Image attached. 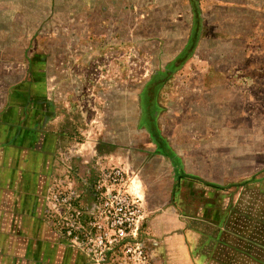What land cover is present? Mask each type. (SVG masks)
I'll return each mask as SVG.
<instances>
[{
	"label": "rangeland",
	"instance_id": "rangeland-1",
	"mask_svg": "<svg viewBox=\"0 0 264 264\" xmlns=\"http://www.w3.org/2000/svg\"><path fill=\"white\" fill-rule=\"evenodd\" d=\"M24 78L0 126L1 213L39 200L62 264L86 257L113 169L147 182V240L176 264L217 204L259 217L264 0H0V87Z\"/></svg>",
	"mask_w": 264,
	"mask_h": 264
},
{
	"label": "crops",
	"instance_id": "crops-1",
	"mask_svg": "<svg viewBox=\"0 0 264 264\" xmlns=\"http://www.w3.org/2000/svg\"><path fill=\"white\" fill-rule=\"evenodd\" d=\"M25 78L10 82L8 86L0 87V126L12 111L14 98L19 94L24 85ZM28 99L27 96L23 97ZM160 158H165L160 156ZM123 171L128 175L127 190L135 198H138L144 208L146 220L144 222V234L148 237L151 225L155 226V220L150 216L155 213L157 207H151L148 203L151 190H147V182L130 175L124 167ZM157 177V176H153ZM161 192L165 198L161 205H166L167 197L173 196V186H167V181L160 175ZM147 178H149L147 176ZM223 190V188H216ZM41 188L33 189L39 195ZM34 197H28L22 207L29 213L17 217H10L1 213L6 207L0 204V264H62L60 235L50 229L43 219V204ZM215 205V203H214ZM259 217L249 214L238 221L236 208L228 206V216L223 212L222 206H214L212 218L203 219V224L190 227L195 233L196 240L187 248V255L191 254L193 260L187 256L185 259H177V264H264V202L261 203ZM217 207V209H216ZM218 210V213L215 212ZM232 211V214H231ZM234 215V216H233ZM255 217V218H253ZM257 218V219H256ZM213 219V220H212ZM211 220V221H209ZM208 222L211 227L205 225ZM146 237V238H147ZM152 243L149 246V243ZM148 253L154 264H176L164 253L156 254V248L160 244L156 241L147 240ZM173 245V242L168 244ZM165 245V242H164ZM171 246V245H170ZM163 251V249H162ZM161 252V251H160ZM183 257L186 250H182ZM63 264H92L88 257L68 253Z\"/></svg>",
	"mask_w": 264,
	"mask_h": 264
},
{
	"label": "built area",
	"instance_id": "built-area-1",
	"mask_svg": "<svg viewBox=\"0 0 264 264\" xmlns=\"http://www.w3.org/2000/svg\"><path fill=\"white\" fill-rule=\"evenodd\" d=\"M96 213L85 222L86 256L92 264H154L144 234L146 215L127 190L120 169L111 170L99 187Z\"/></svg>",
	"mask_w": 264,
	"mask_h": 264
},
{
	"label": "trees",
	"instance_id": "trees-1",
	"mask_svg": "<svg viewBox=\"0 0 264 264\" xmlns=\"http://www.w3.org/2000/svg\"><path fill=\"white\" fill-rule=\"evenodd\" d=\"M215 188H218L217 186H214Z\"/></svg>",
	"mask_w": 264,
	"mask_h": 264
},
{
	"label": "bare ground",
	"instance_id": "bare-ground-1",
	"mask_svg": "<svg viewBox=\"0 0 264 264\" xmlns=\"http://www.w3.org/2000/svg\"><path fill=\"white\" fill-rule=\"evenodd\" d=\"M225 105V104H224Z\"/></svg>",
	"mask_w": 264,
	"mask_h": 264
}]
</instances>
